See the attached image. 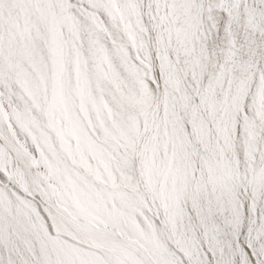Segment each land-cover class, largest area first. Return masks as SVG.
Masks as SVG:
<instances>
[{
	"label": "snow or ice",
	"instance_id": "obj_1",
	"mask_svg": "<svg viewBox=\"0 0 264 264\" xmlns=\"http://www.w3.org/2000/svg\"><path fill=\"white\" fill-rule=\"evenodd\" d=\"M0 264H264V0H0Z\"/></svg>",
	"mask_w": 264,
	"mask_h": 264
}]
</instances>
